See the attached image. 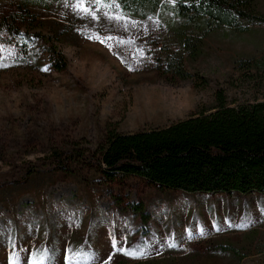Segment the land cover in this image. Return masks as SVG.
Listing matches in <instances>:
<instances>
[{
	"label": "rangeland",
	"instance_id": "374dc122",
	"mask_svg": "<svg viewBox=\"0 0 264 264\" xmlns=\"http://www.w3.org/2000/svg\"><path fill=\"white\" fill-rule=\"evenodd\" d=\"M17 1L0 0V18ZM162 1L138 20L113 0H30L42 35L55 28L63 72L36 38L26 57L0 41V264H264V195L187 194L100 172L107 128L168 127L209 110L217 91L228 106L264 101V24L239 18L248 31L212 33L184 64L191 77L175 81L157 57L182 0ZM48 148L62 157L43 159ZM219 243L238 255L212 254Z\"/></svg>",
	"mask_w": 264,
	"mask_h": 264
},
{
	"label": "trees",
	"instance_id": "16d2710c",
	"mask_svg": "<svg viewBox=\"0 0 264 264\" xmlns=\"http://www.w3.org/2000/svg\"><path fill=\"white\" fill-rule=\"evenodd\" d=\"M113 1L123 13L138 20L165 9L162 0ZM257 1L177 2L172 7L176 20L168 21L165 27L170 41L160 50L158 69L175 81L189 79L191 75L184 64L193 65L201 57L204 40L209 35L221 30L248 31L239 26L240 19L249 24H264V16L254 15ZM29 2L12 3L13 12L0 18V41L8 38L6 43L14 42V47L20 48L26 57L30 42L36 38L45 45L50 66L56 72H63L65 60L51 44L55 28L50 27L52 37L43 36L46 27L30 11ZM172 44L176 49L171 48ZM201 78L195 82V87L206 86V79ZM62 155V150L48 148L42 158L54 160ZM32 159L37 160V155H25L21 160ZM98 162L100 172L107 180L133 176L187 194L264 195V101L228 106L223 93L217 91L215 104L209 110H199L190 118L168 127L132 134H117L107 128L105 146L100 149ZM210 250L212 254L238 255L230 244H212Z\"/></svg>",
	"mask_w": 264,
	"mask_h": 264
}]
</instances>
